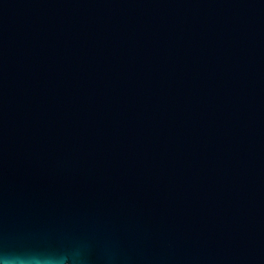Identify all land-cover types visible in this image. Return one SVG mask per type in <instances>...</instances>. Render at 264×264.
<instances>
[{"label":"water","instance_id":"water-1","mask_svg":"<svg viewBox=\"0 0 264 264\" xmlns=\"http://www.w3.org/2000/svg\"><path fill=\"white\" fill-rule=\"evenodd\" d=\"M264 264V0H0V264Z\"/></svg>","mask_w":264,"mask_h":264},{"label":"clouds","instance_id":"clouds-1","mask_svg":"<svg viewBox=\"0 0 264 264\" xmlns=\"http://www.w3.org/2000/svg\"><path fill=\"white\" fill-rule=\"evenodd\" d=\"M3 264H69V255L53 253L41 258L35 256H5ZM71 264H77V254H73Z\"/></svg>","mask_w":264,"mask_h":264}]
</instances>
